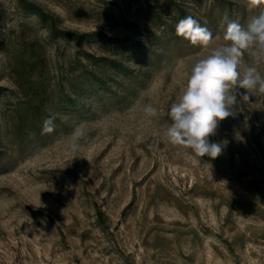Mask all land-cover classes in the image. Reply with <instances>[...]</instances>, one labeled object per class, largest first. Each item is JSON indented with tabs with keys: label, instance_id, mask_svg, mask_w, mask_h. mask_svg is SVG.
Here are the masks:
<instances>
[{
	"label": "rangeland",
	"instance_id": "obj_1",
	"mask_svg": "<svg viewBox=\"0 0 264 264\" xmlns=\"http://www.w3.org/2000/svg\"><path fill=\"white\" fill-rule=\"evenodd\" d=\"M260 11L0 0V264H264V94L238 97L209 137L226 142L215 159L165 135L193 62L228 43V20ZM189 15L212 32L207 48L176 35Z\"/></svg>",
	"mask_w": 264,
	"mask_h": 264
},
{
	"label": "clouds",
	"instance_id": "obj_2",
	"mask_svg": "<svg viewBox=\"0 0 264 264\" xmlns=\"http://www.w3.org/2000/svg\"><path fill=\"white\" fill-rule=\"evenodd\" d=\"M247 6L250 10L261 6V11L246 26L228 20L224 34L228 43L193 62L186 86L170 107L171 124L166 128V137L173 145L191 148L202 157L215 159L221 154L226 142L213 143L209 137L215 135L221 121L234 116L238 97L247 100L255 93L264 94V75L258 70V65L264 62V0H247ZM175 32L192 45L204 48L213 40L212 32L191 15L176 23ZM245 52L252 61L249 65L243 60ZM239 89L246 91L241 93ZM142 111L147 116L157 115L151 104L143 105ZM54 120V116H49L43 121L41 134L54 131ZM82 136L81 127L72 133L74 153L80 147L76 141Z\"/></svg>",
	"mask_w": 264,
	"mask_h": 264
}]
</instances>
